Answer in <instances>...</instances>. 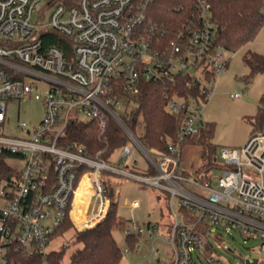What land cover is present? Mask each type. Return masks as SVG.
Masks as SVG:
<instances>
[{"label":"built area","instance_id":"obj_1","mask_svg":"<svg viewBox=\"0 0 264 264\" xmlns=\"http://www.w3.org/2000/svg\"><path fill=\"white\" fill-rule=\"evenodd\" d=\"M149 1L0 0V127L7 100L33 98L43 106L35 125L18 123L20 136L0 134V155L10 168L0 176V264H12L14 252L37 254L39 264H47L46 246L65 219L79 231L99 222L110 202L103 175L110 174L168 194L172 254L156 264H195V257L223 264L211 256L222 230L258 237L264 252V132L252 133L242 147L220 148L214 162L223 167L215 172L190 177L178 170L180 144L198 134L202 106L229 59L214 42L210 5L195 0L176 27H166L149 18ZM47 31L68 39L69 56L43 45L40 35ZM148 82L163 84L164 109L178 120L176 142L166 152L145 148L126 123ZM42 85L43 96L37 92ZM108 121L127 139L108 158L101 156L106 147L91 156L83 146L60 145L69 123L93 122L102 134ZM136 149L149 162L145 170L136 161L123 165ZM115 153L119 164L111 163ZM85 181L90 192L78 225L72 211ZM155 230L134 223L125 235L139 250L146 234L152 255L159 252Z\"/></svg>","mask_w":264,"mask_h":264},{"label":"trees","instance_id":"obj_2","mask_svg":"<svg viewBox=\"0 0 264 264\" xmlns=\"http://www.w3.org/2000/svg\"><path fill=\"white\" fill-rule=\"evenodd\" d=\"M195 0H150L147 14L154 22L166 27H176L183 17L192 10ZM210 5L211 18L215 27L214 42L222 46L229 53H235L247 46L264 25V0H205ZM44 46H56L63 50L66 56L70 54V42L54 32H44L40 35ZM242 61L248 69L246 79L254 80L258 75L264 74V54L246 50ZM163 84L152 82L142 83L139 95L136 98L138 106L131 113L127 125L135 132L138 121L143 125L142 133L137 136L141 144L147 149L166 152L169 144L176 142L178 120L169 115L164 109L165 100L162 98ZM261 131L264 127V93L258 99L256 112L247 118ZM213 125L203 122L199 125L198 134L180 144L201 148L204 153L202 166L198 173L217 171L221 169L214 162L215 145L212 143ZM127 139L120 128L112 121L107 122L106 130L100 133L93 122H71L67 125L64 135L60 138L62 147L70 144L83 146L92 155L102 151L101 156L108 158L126 143ZM6 155H0V176L6 175L10 168L5 163ZM89 187L85 181L78 196ZM109 206L105 216L94 226L81 231H74L73 243L80 247L69 256L68 264H119L122 251L113 238V232L125 225V220L118 215L115 196L110 186H107ZM74 222L77 220L72 215ZM72 225L68 218L59 229L50 237L53 239L70 230ZM129 249L136 243L134 237H126ZM64 250H53L46 254L47 264H62ZM12 264H39L41 257L35 255L12 254Z\"/></svg>","mask_w":264,"mask_h":264},{"label":"rangeland","instance_id":"obj_3","mask_svg":"<svg viewBox=\"0 0 264 264\" xmlns=\"http://www.w3.org/2000/svg\"><path fill=\"white\" fill-rule=\"evenodd\" d=\"M32 22L36 21L33 15ZM246 50L258 54H264V25L260 28L253 40L242 49L235 53L228 54V63L223 72L216 78L214 83V93L202 106L200 119L205 123L213 125L212 143L216 150L214 157L222 147L238 148L242 147L250 135L256 132L255 127L247 118L253 116L256 112L258 99L264 93V74L258 75L254 80L248 81L246 75L247 67L244 65L242 58ZM47 87L42 85L38 93L43 96ZM238 93L240 96L232 98L230 95ZM43 115V106L41 100L33 98L27 100H7L6 101V118L0 127V134L9 136H20L22 133L17 129L20 122H25L28 126L35 125ZM143 131L141 121L137 122L135 128L136 136ZM264 132V127L261 129ZM119 154L115 153L111 163L119 164ZM204 153L201 148L185 146L181 149L178 170L194 177L198 168L202 166ZM136 161V168L145 170L149 165L146 157L138 149L124 159L123 165H129ZM15 168H18L20 162L8 160ZM121 164V163H120ZM130 169H132L130 167ZM137 169H132L136 170ZM106 185L110 186L116 202V210L126 222L123 228L113 232V238L122 251V258L119 264H156L157 260L165 261L170 257L171 249L167 244L168 233L171 230L170 212L168 204V194L157 188L146 184L128 180L114 175H103ZM89 193V187L81 193L74 202L72 215L78 217V225L84 217L83 213L88 201L84 193ZM138 201V206L133 208L132 202ZM76 203V204H75ZM76 218V217H75ZM77 220V218H76ZM72 230L57 236L50 240L46 246V251L64 250L62 264H68L70 254L80 246L73 243L72 235L75 229L72 221ZM134 223L141 228L147 224H154L155 240L153 247L158 253L150 254L152 239L146 234H141L139 242L142 248L139 250L129 249L125 230L133 231ZM221 238L214 244L212 258L220 260L223 264H244L246 259L257 258L259 264H264V252L259 250L261 239L258 237L246 238L236 230H230L225 233L220 232ZM195 264H206V259L198 260L194 258Z\"/></svg>","mask_w":264,"mask_h":264},{"label":"water","instance_id":"obj_4","mask_svg":"<svg viewBox=\"0 0 264 264\" xmlns=\"http://www.w3.org/2000/svg\"><path fill=\"white\" fill-rule=\"evenodd\" d=\"M256 258H254L253 260H252V262H249V260H246L245 261V264H256Z\"/></svg>","mask_w":264,"mask_h":264},{"label":"crops","instance_id":"obj_5","mask_svg":"<svg viewBox=\"0 0 264 264\" xmlns=\"http://www.w3.org/2000/svg\"><path fill=\"white\" fill-rule=\"evenodd\" d=\"M76 204V203H75ZM74 216L77 218V224H78V217H77V215L74 213Z\"/></svg>","mask_w":264,"mask_h":264}]
</instances>
